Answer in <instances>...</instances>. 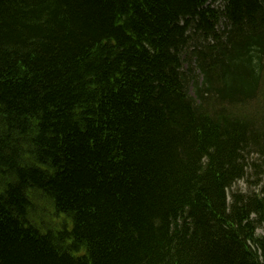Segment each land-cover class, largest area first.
<instances>
[{"label":"trees","instance_id":"16d2710c","mask_svg":"<svg viewBox=\"0 0 264 264\" xmlns=\"http://www.w3.org/2000/svg\"><path fill=\"white\" fill-rule=\"evenodd\" d=\"M0 264H264V0H0Z\"/></svg>","mask_w":264,"mask_h":264},{"label":"rangeland","instance_id":"374dc122","mask_svg":"<svg viewBox=\"0 0 264 264\" xmlns=\"http://www.w3.org/2000/svg\"><path fill=\"white\" fill-rule=\"evenodd\" d=\"M191 93H194V91H192V89H191ZM237 187H239L240 189H243V190H245V189H247V184H246V182L244 181V180H240L238 183H237ZM259 232L261 233V232H263L262 230H259Z\"/></svg>","mask_w":264,"mask_h":264}]
</instances>
